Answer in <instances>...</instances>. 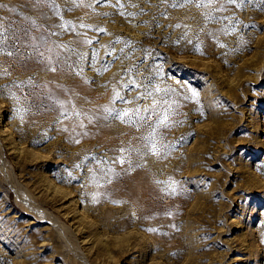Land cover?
<instances>
[{
  "label": "rangeland",
  "instance_id": "1",
  "mask_svg": "<svg viewBox=\"0 0 264 264\" xmlns=\"http://www.w3.org/2000/svg\"><path fill=\"white\" fill-rule=\"evenodd\" d=\"M0 143V264H264V0H0Z\"/></svg>",
  "mask_w": 264,
  "mask_h": 264
},
{
  "label": "bare ground",
  "instance_id": "2",
  "mask_svg": "<svg viewBox=\"0 0 264 264\" xmlns=\"http://www.w3.org/2000/svg\"><path fill=\"white\" fill-rule=\"evenodd\" d=\"M245 22H246V24L248 23V21H245ZM244 47L246 49H248L249 44H245ZM0 145H1V143H0ZM13 176H15V175H13ZM16 183L17 182H15V184ZM20 186H22V185H20ZM14 187L17 189V191L20 188V187L18 188L17 185H15ZM137 189H138V192H137V197L135 200L136 205H137V209L135 212L136 216H135V219L133 221H135V224L138 226L137 228L142 229V230L144 229L146 232L149 233L148 236L151 235L152 237H154V241L152 240L153 245L155 244L156 247H163V246L167 247V246H169L171 244L170 243L171 238L173 236H177V237L179 236V230H181L180 228L182 227L181 226V221H182L181 216L183 215V212L185 210L190 212L191 209H188V205L185 204L183 201L184 199H180L179 197L176 198V195L173 196V199H168V197H167L168 200H166L165 197L167 196V194L165 193V191L162 188H160L159 186H157L156 184L154 186L151 182H149L148 185L140 182L138 184ZM17 193H19V192H17ZM24 198H26V197L24 196ZM28 201H29L30 206H31V203L36 205L35 203L32 202V200L29 199ZM33 208L35 210L41 209V207H39L38 205H36ZM55 224H57V223L55 222ZM145 231L143 233H145ZM140 243H142V242L140 241ZM172 253H173V251H172Z\"/></svg>",
  "mask_w": 264,
  "mask_h": 264
},
{
  "label": "snow or ice",
  "instance_id": "3",
  "mask_svg": "<svg viewBox=\"0 0 264 264\" xmlns=\"http://www.w3.org/2000/svg\"><path fill=\"white\" fill-rule=\"evenodd\" d=\"M192 95L195 96V95H197V94H196L195 91H193V92H192ZM116 98H118V99L121 98V97L119 96V93H116ZM137 111H138V110H137ZM123 115L126 116V115H128V113H127V112H124ZM121 118H123V117H121ZM166 120H167V115L165 114L164 117H163V119L160 120V123L163 124ZM122 162H123V161L121 160V163H122Z\"/></svg>",
  "mask_w": 264,
  "mask_h": 264
}]
</instances>
